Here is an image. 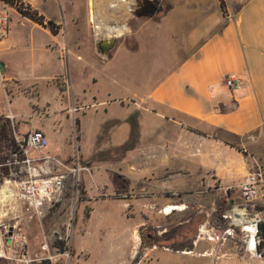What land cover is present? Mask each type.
Instances as JSON below:
<instances>
[{
	"label": "crops",
	"instance_id": "1",
	"mask_svg": "<svg viewBox=\"0 0 264 264\" xmlns=\"http://www.w3.org/2000/svg\"><path fill=\"white\" fill-rule=\"evenodd\" d=\"M224 1L226 13L219 0L213 6L192 4L184 19L171 23L172 33L163 37L166 46L150 59L138 58L117 70L124 78L138 75L136 86L126 78L120 89L109 86L101 92L93 78L88 93L84 85L75 90L70 106L56 94L57 86L48 84L51 76L40 86L25 84L0 56L6 100L0 99V153L11 177L25 176L18 138L40 130L49 143L55 134L52 123L57 122L59 132L61 119L76 118L79 163L62 162L81 168L87 211L83 206L73 218L70 264H247L259 259L244 250L239 228L225 242L208 239L227 227L223 216L237 204L236 187L254 160L264 170V0ZM159 2L162 10L155 16L136 14V0L89 7L90 24L102 28L89 42L96 60L105 64L118 50L137 51L146 26L161 30L176 5ZM102 31L115 38L107 58L97 48ZM124 34L129 44L116 38ZM0 45L8 46L5 41ZM175 51L180 52L177 60ZM227 74L241 77L242 86L227 90ZM32 91L43 99L34 103ZM71 106L78 110L70 114ZM100 107L107 108L100 112ZM103 115L106 123L112 121L118 140H138L117 158L102 137L92 135L95 125L104 127ZM62 136L60 155L67 151L63 130ZM49 144L46 153L56 157ZM115 163H122L124 171ZM259 201L264 204V190ZM166 206L179 208L167 213ZM170 215L178 218L174 224L155 223ZM28 240L33 244V237Z\"/></svg>",
	"mask_w": 264,
	"mask_h": 264
},
{
	"label": "rangeland",
	"instance_id": "2",
	"mask_svg": "<svg viewBox=\"0 0 264 264\" xmlns=\"http://www.w3.org/2000/svg\"><path fill=\"white\" fill-rule=\"evenodd\" d=\"M17 1H19L17 3L18 6H22L19 4H26L33 10H36L45 20L53 21L57 26V34H51L47 29L24 17L19 13L16 7L8 6L0 0V16L6 17L5 22H0V44L2 41H5L8 45L0 47V56L6 57L7 61L11 64V68L25 84L34 83L36 86H40V84L44 83L45 80L47 78L49 79L51 76L52 78L47 80L48 84L57 86L58 89L55 88L57 90L56 94L59 95L60 98H64L65 96L67 99V106H70L71 95H75V90L79 87L84 85L87 89V93L89 89L91 90V79L93 78L98 80V88H100L99 90L101 92L109 86H116L120 89L122 86V79L126 80V78H128V82L131 83V85L136 86L137 80H139L138 75L125 76L124 78L117 70L121 69L122 66L128 62L135 63L138 58L150 59L151 53L160 50L161 45L166 46L167 40L163 37H167L172 33L171 23H178L181 18L184 19L189 13L188 10H190V12L193 10L192 4L213 6V3H215V0H171V3L176 5V11L172 15L166 17L161 30L146 26L143 30L142 37L139 39L137 51L129 52L125 49L118 50L113 54L110 61L102 64L98 62L91 53L89 44L93 37L97 38V31L102 30L101 27L98 28L99 30H96L95 26L90 24L88 16L86 15L88 8L92 6V0ZM102 6H105V3H103ZM102 32L104 33H102V35H105V31ZM160 35H162V37H160ZM166 48L168 51L170 50L168 45ZM178 52L179 51H175V54H177L175 57L176 60L180 57V52ZM0 72H2L1 64ZM153 82L154 80L152 78L151 83ZM8 87V85L5 86L6 92L9 89ZM32 92L30 97L34 103L38 102L40 98L43 99V97L36 95V91ZM0 99L3 100L5 104L6 100L1 83ZM91 102H93V100H89L87 103ZM104 108L100 107L97 108V110L103 112ZM37 111L35 114L39 113ZM92 111H94V109H90L87 113L89 114ZM58 119L59 117L57 120ZM102 119L103 121L101 123H103L104 127L99 128V126L97 127V125H95V132L92 135L95 137H102L101 143L106 148H111L110 152L112 153L113 151V158H117L115 154L122 153L126 148L137 144L138 140L136 138H120L118 140L114 132H111L113 127V124H111L112 121L106 123L107 118L104 115ZM61 122L62 124H60V127H62L59 132H57V122L52 123L53 125L55 124V134H52L49 138V146L50 150L53 151L58 159L70 163L78 154L79 142L77 137L79 138V131L76 128V118L73 117V115H70L67 120L61 119ZM63 122H65L64 128ZM62 130L66 134L65 149H67V151L60 155L63 148ZM2 151L3 150L0 149V152ZM243 154L247 155L248 150ZM78 158H80L79 154ZM7 161V158L1 154L0 197H5L3 191L8 189L12 190L15 184L14 181L19 180V178L15 179L11 177ZM113 165L116 169H120L122 172L124 171L121 166L122 163L121 165L118 163ZM24 175L25 176H21L20 180L26 179V174ZM82 179L83 175L82 171H80L77 176L79 193H77L75 197V193L67 187L74 185L75 177L69 175L67 181L68 185L66 186L67 193L64 201L44 211L40 218L34 217L31 210L24 207L18 201H0L1 236L7 238L10 235L8 228L16 225L22 229L27 237H29L28 239H32V237L34 239L33 244H30L28 240L27 256L33 257L38 254V245L42 239V230L45 231L47 237L52 241L54 239L53 234L62 231L65 223L73 219L79 209L84 206V211H87V205H85L86 200L82 192L83 187H81ZM233 197L236 199L237 191L233 193ZM217 202L220 203V200H217ZM259 209L263 210L264 213V208L262 209L259 207ZM177 219L175 215H170L167 218L158 217L155 223L169 226L170 224H174ZM10 244L11 242L8 240L7 245L10 246ZM261 253L264 254V248L261 250ZM11 254V247L0 246V264H18L11 259ZM56 264H61L60 259ZM247 264H264V256H262L261 260L255 259Z\"/></svg>",
	"mask_w": 264,
	"mask_h": 264
},
{
	"label": "built area",
	"instance_id": "3",
	"mask_svg": "<svg viewBox=\"0 0 264 264\" xmlns=\"http://www.w3.org/2000/svg\"><path fill=\"white\" fill-rule=\"evenodd\" d=\"M6 17L0 16V22H5ZM243 84L241 77L235 74H227L223 77V85L229 91L240 88ZM231 109L235 104L230 105ZM77 107H72L70 112L77 111ZM21 153L23 155L22 164L25 168L26 179L15 182L12 190L5 197H0V201H18L24 207L31 210L32 215L40 218L44 211L58 205L63 201L67 193L66 186L69 175L75 177L74 185L67 186L69 190L79 193L77 176L80 172L79 166L68 168L61 160L46 153L48 140L40 130H31L27 134L17 139ZM30 151H34L36 156H31ZM245 153L246 150L242 149ZM76 164L79 163L78 154L74 157ZM238 202L231 207L223 216L227 227L221 230L220 234L213 232L208 236L210 241L225 242L233 237L235 228H239L242 234L244 250L251 256L261 259L262 255L258 248L260 239L258 236L259 224L264 221V207L259 198L264 190V170L259 162L254 160V165L237 185ZM68 190V191H69ZM73 219L65 223L62 231L53 234L51 241L44 230L41 231L42 239L39 243L38 254L27 256L28 238L22 229L16 225L9 227L10 235L4 238L0 234V246L11 247V259L18 264H70ZM10 240V246L7 241ZM59 242L63 250H60L53 243Z\"/></svg>",
	"mask_w": 264,
	"mask_h": 264
},
{
	"label": "trees",
	"instance_id": "4",
	"mask_svg": "<svg viewBox=\"0 0 264 264\" xmlns=\"http://www.w3.org/2000/svg\"><path fill=\"white\" fill-rule=\"evenodd\" d=\"M1 1L8 6L16 7V9L19 11V13H21L24 17H26L27 19L31 20L32 22L42 26L43 28L48 29L51 34H57V26L55 25V23L51 20H45V18L43 16L38 14L36 12V10H33L30 6H28L26 4H19V5H22L23 7L18 6L17 3L19 1H17V0H1ZM219 2H220V7H221L222 12L226 13L225 1L219 0ZM258 236L260 239V245H259L258 251H259V253H261V250L264 248V221H262L259 224ZM53 244L55 246H57L60 250H63L62 245L59 242L54 241ZM261 255L264 256V254H262V253H261Z\"/></svg>",
	"mask_w": 264,
	"mask_h": 264
},
{
	"label": "flooded vegetation",
	"instance_id": "5",
	"mask_svg": "<svg viewBox=\"0 0 264 264\" xmlns=\"http://www.w3.org/2000/svg\"><path fill=\"white\" fill-rule=\"evenodd\" d=\"M162 10V6L161 3L159 2V0H136V4H134V11L136 14L138 15H146V16H155L156 14H159V12H161ZM122 36V37H120ZM109 36H100L98 39V42L101 39H106ZM116 38H124L126 39V42H128L127 44L130 43V38L128 36V34H124V35H119L116 36ZM115 48V47H114Z\"/></svg>",
	"mask_w": 264,
	"mask_h": 264
},
{
	"label": "water",
	"instance_id": "6",
	"mask_svg": "<svg viewBox=\"0 0 264 264\" xmlns=\"http://www.w3.org/2000/svg\"><path fill=\"white\" fill-rule=\"evenodd\" d=\"M114 47H115V38L112 36L100 40L97 44V48L100 55L106 58L111 55V52L113 51Z\"/></svg>",
	"mask_w": 264,
	"mask_h": 264
},
{
	"label": "bare ground",
	"instance_id": "7",
	"mask_svg": "<svg viewBox=\"0 0 264 264\" xmlns=\"http://www.w3.org/2000/svg\"><path fill=\"white\" fill-rule=\"evenodd\" d=\"M107 2H114V0H92V5L93 6H101V5H103V3H107ZM99 28V26H95V29L97 30ZM118 29V28H117ZM125 28H123V30H124ZM99 30V29H98ZM109 31V30H108ZM118 33V32H117ZM181 207V206H180ZM179 207L178 206H170V207H167L166 206V208L164 209L165 210V212H167V213H170V211L171 210H175V209H178ZM163 211V210H162Z\"/></svg>",
	"mask_w": 264,
	"mask_h": 264
}]
</instances>
